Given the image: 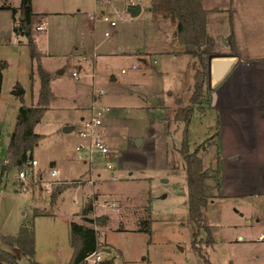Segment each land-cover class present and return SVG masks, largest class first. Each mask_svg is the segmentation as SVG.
<instances>
[{
  "label": "rangeland",
  "instance_id": "1",
  "mask_svg": "<svg viewBox=\"0 0 264 264\" xmlns=\"http://www.w3.org/2000/svg\"><path fill=\"white\" fill-rule=\"evenodd\" d=\"M20 3L0 0V6ZM136 5L141 12L133 15ZM32 8L36 56L27 36L17 33L13 12L0 9V246L13 250L5 237L32 223L35 260L70 264L75 255L71 227L79 222L98 230L101 247L109 250L105 257L115 264H264V241L257 240L264 216L260 223L254 216L242 217L235 200L217 198L216 148H211L217 112L207 108L209 70L204 102L194 105L195 74L202 77L203 65L200 55L175 41L171 19L156 14L151 0H32ZM44 20L46 29L37 30ZM40 68L51 80L48 101L40 98ZM23 105L46 109L35 127L42 137L34 148L38 163L31 182L19 177L17 166L2 171ZM93 106L110 108L104 119L110 154L93 156L91 162L86 151L87 160L76 156L75 145L81 140L80 119ZM189 106L195 113L186 124L177 116ZM66 125L73 130L64 132ZM135 138L142 144L136 145ZM200 144L215 198L204 209L210 232L201 229L197 238L204 256L193 247L197 226L188 216L187 164L181 152L183 145L194 152ZM60 187L64 191L54 201L52 193ZM92 200L94 209L85 214ZM114 201L117 207L110 206ZM148 223L151 232L140 230ZM244 223L255 228L239 230ZM210 238L213 243L205 244ZM22 264L29 262L23 258Z\"/></svg>",
  "mask_w": 264,
  "mask_h": 264
},
{
  "label": "crops",
  "instance_id": "2",
  "mask_svg": "<svg viewBox=\"0 0 264 264\" xmlns=\"http://www.w3.org/2000/svg\"><path fill=\"white\" fill-rule=\"evenodd\" d=\"M202 4L208 11L207 32L214 41L208 50L238 58L225 80L209 91L207 108L217 112L211 141L221 169L222 195L217 198L235 200L242 217L254 216L260 223L264 216V0H202ZM21 17L18 12L16 18ZM243 225L239 230L255 228ZM257 240L264 241V231Z\"/></svg>",
  "mask_w": 264,
  "mask_h": 264
},
{
  "label": "trees",
  "instance_id": "3",
  "mask_svg": "<svg viewBox=\"0 0 264 264\" xmlns=\"http://www.w3.org/2000/svg\"><path fill=\"white\" fill-rule=\"evenodd\" d=\"M7 8L13 12L15 23L17 22L16 15L21 12L24 17L20 18L21 27H15L18 34L22 33L27 36L29 46H31L32 53L36 56L37 46L33 41V17L35 12L32 8V0H21L20 7L16 8L7 4H2L0 9ZM151 8L156 14H161L166 18L171 19V23L176 26L175 41L180 45L186 47L187 53L194 56L200 55L201 63L203 65L202 77L195 74L196 84L194 96L191 99L192 104L202 102L204 99V85L209 70V63L211 52L205 48L214 44L213 39L208 35L206 16L208 11L202 4V0H151ZM236 49L235 45L233 47ZM1 70L0 64V89H1ZM41 72V90L40 98L42 101H48L50 95V77L40 68ZM204 102V101H203ZM44 107L25 106L23 105L18 114V121L14 130L10 134V142L8 146V156L6 163L2 164L3 173L10 170L12 166L21 168L25 161L32 159L34 155V148L38 145L42 134L35 132V127L40 123L44 116ZM178 119L183 120L188 124L195 113L194 107L189 106L181 109ZM181 116V117H180ZM213 138V137H212ZM211 139V138H210ZM209 140V139H207ZM203 144V143H202ZM181 152L183 154L185 164H187V181L189 187V220L194 222L197 230L194 232V249L204 256L203 250L197 247V238L200 235V230L205 229L210 232V226L205 223L204 209L210 204L212 199H215L211 191L218 189L219 196L222 195V180L221 169L219 165L215 168L216 180L215 186L212 187L208 180L210 178L209 169L205 168L200 150L201 144L194 152H190L188 146L183 145ZM64 191V188L54 190L52 199L55 201L59 194ZM94 209V200L88 203L84 213L90 212ZM39 214V213H36ZM42 214H47L42 212ZM84 219L93 223V219ZM149 222V220H147ZM147 221L145 223H147ZM149 225V223H148ZM151 232L150 225L140 229ZM71 241L74 248V258L70 264H81L84 259L96 251L100 246V239L98 230L92 228L85 223L73 222L71 227ZM7 244L9 243L13 250H5L0 246V264H22V259L25 258L29 264H40L35 260V237L33 224H25L21 227L16 235L5 237ZM213 239H209L205 244L210 245ZM106 264H113L111 261H106ZM208 264H211L210 262Z\"/></svg>",
  "mask_w": 264,
  "mask_h": 264
},
{
  "label": "built area",
  "instance_id": "4",
  "mask_svg": "<svg viewBox=\"0 0 264 264\" xmlns=\"http://www.w3.org/2000/svg\"><path fill=\"white\" fill-rule=\"evenodd\" d=\"M102 20L107 22H110V25H115L114 20H110L108 16L103 15ZM48 25V21L44 20L40 23H37L36 29L37 30H44L46 29V26ZM16 27L20 29L21 27V21L18 19L16 22ZM110 32L107 31L105 33V36H109ZM136 66H133L135 68ZM122 72H125L123 69ZM73 75H79L76 71H74ZM110 108L103 107V106H93L90 112L88 113V116H84L80 119V125L78 127L79 136L81 137V140L76 143L75 149L77 151L76 156L81 160H87L88 158L91 159L93 156L101 157V156H108L110 154V148H108L105 137H104V119L106 112L109 111ZM2 139L0 138V142ZM88 153V158L85 157L84 152ZM37 160L32 158L28 159L24 162L23 166L21 167V170L19 172V177L21 179L29 177V182L33 180V174L35 176V171L33 169L34 165H37ZM108 169L111 168L110 165H107ZM57 173V172H55ZM24 190H27V185L24 184ZM112 207H117V202H112L110 204ZM107 250L105 248H102L101 245L99 248L96 249V251L89 254L85 259L84 262L91 263V264H106V261H111V259H108L105 257ZM114 264V263H113Z\"/></svg>",
  "mask_w": 264,
  "mask_h": 264
},
{
  "label": "water",
  "instance_id": "5",
  "mask_svg": "<svg viewBox=\"0 0 264 264\" xmlns=\"http://www.w3.org/2000/svg\"><path fill=\"white\" fill-rule=\"evenodd\" d=\"M115 4L119 7H123L122 2L115 1ZM131 11L133 15H138L141 12L140 6L136 5L131 7ZM238 58L236 55L225 56V55H212L210 57V63H209V76H210V85L211 87H216L219 85L222 81L225 80L227 75L229 74L230 70L234 67V65L237 63ZM62 72V70H60ZM113 80H116L117 78L115 76L112 77ZM22 93V90L19 91V94ZM73 130V128L69 125H66L63 127V131L66 133H69ZM10 135V134H9ZM136 143V145H141L143 142V139L141 138H135L133 139ZM53 165V164H52ZM109 252V250H107Z\"/></svg>",
  "mask_w": 264,
  "mask_h": 264
}]
</instances>
